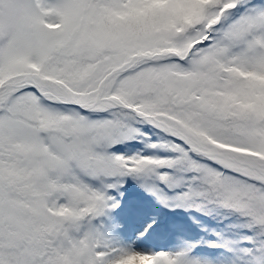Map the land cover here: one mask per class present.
<instances>
[{
  "label": "snow or ice",
  "instance_id": "6c2138e0",
  "mask_svg": "<svg viewBox=\"0 0 264 264\" xmlns=\"http://www.w3.org/2000/svg\"><path fill=\"white\" fill-rule=\"evenodd\" d=\"M129 177L211 238L124 237ZM0 264H264V0H0Z\"/></svg>",
  "mask_w": 264,
  "mask_h": 264
},
{
  "label": "rangeland",
  "instance_id": "374dc122",
  "mask_svg": "<svg viewBox=\"0 0 264 264\" xmlns=\"http://www.w3.org/2000/svg\"><path fill=\"white\" fill-rule=\"evenodd\" d=\"M121 191H123V196L119 197L121 200V208L116 211L115 218L120 224L121 234L124 237L127 238L130 234L136 232L138 228L144 227V225L147 226L152 217H157L158 222L166 221L169 223V226L173 225L172 223L177 220L183 222L182 224L177 225V231L175 234H170L167 229L163 228L168 238H170L169 243L165 246L170 245L171 247L172 245L179 243L182 239L207 240L211 238V236L203 235L201 226L193 221L192 214L189 211L183 208L173 209L165 206L155 195L141 187L136 179L129 177ZM185 224H187L188 227L187 225L185 226ZM206 224L209 225L207 219ZM181 228H187L188 231L190 229L193 231L198 229L199 231L196 235L188 234V232L178 234V229Z\"/></svg>",
  "mask_w": 264,
  "mask_h": 264
},
{
  "label": "bare ground",
  "instance_id": "6f19581e",
  "mask_svg": "<svg viewBox=\"0 0 264 264\" xmlns=\"http://www.w3.org/2000/svg\"><path fill=\"white\" fill-rule=\"evenodd\" d=\"M147 226H145L144 225V227L142 228V229H145ZM143 239H147V237L145 236V237H142ZM139 244H141V243H139ZM143 246L144 247H148V243H143ZM152 248V247H151Z\"/></svg>",
  "mask_w": 264,
  "mask_h": 264
},
{
  "label": "trees",
  "instance_id": "16d2710c",
  "mask_svg": "<svg viewBox=\"0 0 264 264\" xmlns=\"http://www.w3.org/2000/svg\"><path fill=\"white\" fill-rule=\"evenodd\" d=\"M211 220V219H210ZM212 221V220H211ZM212 223H215L214 221H212Z\"/></svg>",
  "mask_w": 264,
  "mask_h": 264
}]
</instances>
